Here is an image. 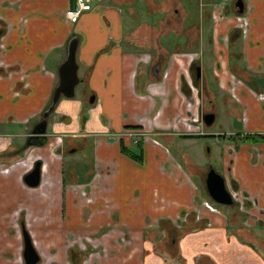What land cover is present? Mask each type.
<instances>
[{
    "label": "crops",
    "instance_id": "1",
    "mask_svg": "<svg viewBox=\"0 0 264 264\" xmlns=\"http://www.w3.org/2000/svg\"><path fill=\"white\" fill-rule=\"evenodd\" d=\"M186 1L89 0L90 9L69 23V0H0V73L8 72L0 77V264H23L20 214L38 264H69L66 252L85 247L92 251L79 264H264V143L222 155L235 211L228 221L191 181L193 159L204 158L202 138L227 139L203 132L219 116L217 95L223 123L241 126L220 145L224 151L239 135L264 137V0H241V14L234 6L224 13L216 0H199L186 14ZM138 2L160 18L134 24ZM175 2L180 27L173 29ZM169 35L182 37V46L160 41ZM71 38L79 90L57 101L44 144L25 146ZM194 62L198 79L189 71ZM202 99L215 114H206L209 125ZM136 130L141 163L120 153L132 150L127 134ZM86 148L90 162L78 172ZM37 161L39 184L30 188L22 179ZM9 187L22 198L11 209L2 197Z\"/></svg>",
    "mask_w": 264,
    "mask_h": 264
},
{
    "label": "rangeland",
    "instance_id": "2",
    "mask_svg": "<svg viewBox=\"0 0 264 264\" xmlns=\"http://www.w3.org/2000/svg\"><path fill=\"white\" fill-rule=\"evenodd\" d=\"M198 1L199 0H188V1H186V3L184 5L182 4V6L185 8L186 14H187V12L191 13V11H194V13H195V10L197 9L198 4H199ZM216 2L217 3H223V5L225 4L224 7H223V12L226 13V12H228V6L230 8L233 7L234 0H231V1H228V0H216ZM223 5H221V6H223ZM135 6H137V12H135V15H133V16H136V18L135 19L133 18V21H132V22H134V24H140V23H144L145 24L147 22L148 23H154L161 16L160 14H152V15L146 14L144 12V9H143L142 5L139 4V2ZM176 8L180 9V5H177V2L174 3V6L172 4H170V11H169V15L168 16L170 17L169 18L170 19V27L173 26L172 27L173 29H176L177 27H180V24H179L180 20H179L178 13L174 15V13H176V10H177ZM196 16H198V15H196ZM43 18H46V17L44 16ZM141 18H144V19H141ZM164 40L175 41L178 46H182V41H183L182 37H173L172 35H169L167 37V39H165V37L160 39V41H164ZM63 53H64V51H61L62 55H63ZM0 77H1V75H0ZM203 86H205V85H203ZM78 90H79V87L76 86L74 88V92H77ZM212 90L217 92L215 86H212ZM218 94H219V92H218ZM201 95H204V89L202 87H201ZM222 96L225 97V94H223ZM206 100L207 99H202L201 116L206 115V114H213L214 117H215V114L213 112L209 111L210 108L205 110L203 104L205 103ZM221 102H222L221 96L217 95V100H215V106H216V108H217V110L219 112V116L217 117L215 122L211 125V127L207 128V129H204L203 132L207 133V134L208 133L224 134L223 136H226L227 139H225L224 141H222L221 139L216 141V138H211V140H208L206 138H202L201 143L199 145L201 147V154H203L204 158L200 157L199 160H198L195 157V159H193L194 169H196L197 172L198 171H201V172L199 174V177L197 175V172L194 175H191L192 176L191 181L194 182V186L196 187V191L198 192L200 198L203 197L202 200L205 201L207 204L212 203L209 200V197L207 195H205V193H204L205 192V189H204V177H205V173L207 172L208 168H212L218 175L222 176L223 173H222V165L221 164L226 159L225 157H228L227 154H229L230 152H233V151L235 152V150L237 149L238 144H239V146L244 144V143H241V142L239 143V141H238V142L230 145L231 146L230 150H225V151L220 147V145H222V143L224 145H227L228 136H230L229 134H231V133L232 134H240L241 133L240 132V130H241L240 124L232 122V121L230 122V124H228V122H226V124L223 123V121H222L223 115L220 116V114H221ZM205 106H206V104H205ZM229 110H230V108H229ZM228 121H229V118H228ZM186 136L187 135L180 136V137L183 139V137H186ZM136 138H139V137L137 136ZM188 138H193V137H188ZM157 142L159 143L160 146L164 147V149H166L167 151L171 150L170 147L168 146L167 141L163 140V138L157 139ZM182 144H185V142H182ZM129 148L132 149V147H129ZM182 148H185V147H182ZM186 148H190V147L187 145ZM208 151H210V154L208 153ZM184 152L186 153L185 155L191 156L190 151H188L187 149ZM205 152H207V153H205ZM87 153H88V151H87V148H86L85 155L82 158V159H84L83 160L84 162L79 164V168L77 169L78 172H80L83 169H86V163L90 162V159H89L90 156H88ZM244 153H245V151L242 149L240 158H242L244 156ZM224 154H225V157H222V155H224ZM81 156H82V154H80V157ZM182 156H184V155L180 154L177 157L178 160L183 161L180 158ZM226 161H227V159H226ZM78 175H80V173H78ZM227 183H228V181H227ZM3 192H4V194H3L2 197L6 196V197H4V199L6 198L5 205H6L7 209L14 208L16 206V203L22 199L21 195L19 193H17L16 191H14L11 187H9V189H7V190L5 189ZM11 192L13 193L12 196H10ZM200 203L202 205V201ZM212 206L214 208L219 209L222 212V214L224 216V219L226 221H228V217L232 213H235L234 209L233 208L229 209L228 206L227 207L220 206V205L219 206L212 205ZM187 219L188 218H186V220ZM17 224H18V221H17ZM183 227L184 226H181L180 229H178V230H182ZM174 229H176V228H174ZM259 234L262 237H264V229H261ZM249 237H250V235H249Z\"/></svg>",
    "mask_w": 264,
    "mask_h": 264
},
{
    "label": "water",
    "instance_id": "3",
    "mask_svg": "<svg viewBox=\"0 0 264 264\" xmlns=\"http://www.w3.org/2000/svg\"><path fill=\"white\" fill-rule=\"evenodd\" d=\"M234 8L237 14L242 13V2L237 0L234 3ZM75 49L76 40L70 39L66 47V57L64 61L59 65L57 69L58 82L54 87L50 104L46 110L41 114V120L36 123L30 130V135L27 137L25 146H41L45 141V128H46V117L53 110L60 96L70 99L73 97V91L75 86L78 84L76 76V64H75ZM198 72V69H197ZM91 100V98L89 99ZM212 115L202 116V120L206 125L212 122ZM39 181V163H35L33 168L23 177V183L30 188L36 187ZM205 189L208 197L216 204L222 206H228L231 204L230 196L225 189L223 179L215 173L213 169H209L205 177ZM23 250L22 258L24 264H36L37 256L32 249L27 234L22 231Z\"/></svg>",
    "mask_w": 264,
    "mask_h": 264
},
{
    "label": "flooded vegetation",
    "instance_id": "4",
    "mask_svg": "<svg viewBox=\"0 0 264 264\" xmlns=\"http://www.w3.org/2000/svg\"><path fill=\"white\" fill-rule=\"evenodd\" d=\"M75 1V0H74ZM74 1H73V7H69V9H67V10H70V9H74V6H75V3H74ZM89 1V0H88ZM89 6V5H88ZM89 9H90V6H89ZM88 9V10H89ZM67 10L65 11V16H66V13H67ZM87 10V11H88ZM84 12H86V11H84ZM81 13H83V12H81ZM80 13V14H81ZM79 14V15H80ZM67 19V18H66ZM68 21V20H67ZM70 23V22H69ZM71 39H73V38H71ZM70 40V39H69ZM196 63L197 62H194V64H192L191 66H190V69H189V71H190V74L193 76V78H197L198 79V77H199V68L197 67V65H196ZM197 68H198V72H197ZM8 71H10V70H8ZM153 71H155V69L153 68ZM6 73H8L7 72V70L5 71ZM6 73H4V74H2V73H0L1 74V76H3V75H5ZM57 82H58V75H57ZM20 84V86H21V88H23L22 86H23V84H21V83H19ZM78 85V84H77ZM76 85V86H77ZM245 85V87H247L250 91H253L254 90V88H260L261 87V85H253V84H249V83H246V84H244ZM56 86V85H55ZM75 86V87H76ZM54 89V88H53ZM260 90H261V88H260ZM53 91V90H52ZM74 92V91H73ZM52 94V93H51ZM60 97H62V96H60ZM59 97V98H60ZM51 98V97H50ZM59 100V99H58ZM49 104H50V101H49ZM48 104V105H49ZM48 107V106H47ZM46 107V108H47ZM46 108L42 111V113L46 110ZM41 113V114H42ZM52 113V111L49 113V114H51ZM49 114L47 115V117L49 116ZM47 117H46V119H47ZM41 120V115H40V119L36 122V123H38L39 121ZM46 121V120H45ZM35 123V124H36ZM34 124V125H35ZM33 125V126H34ZM32 126V127H33ZM31 127V128H32ZM46 129V128H45ZM137 131V132H136ZM136 131H133V132H130V134H127V136L129 137V139H130V141H131V143H132V150L133 149H135V146H136V144H138L139 142H142V136H143V133L142 132H138V130H136ZM30 135V134H29ZM247 135H259V134H242V135H239V138L238 139H242L244 136H247ZM139 137V138H136V137ZM260 136V135H259ZM261 137V136H260ZM45 140H46V137H45ZM45 142V141H44ZM240 142V141H239ZM44 144V143H43ZM42 144V145H43ZM258 144H262V143H258ZM250 145H257V144H250ZM38 147V146H37ZM35 163H39V178H40V168H41V163L40 162H35ZM34 163V164H35ZM33 164V165H34ZM33 168V166L31 167V169ZM30 169V170H31ZM209 169H212V168H208V170ZM208 170H207V172H208ZM206 172V173H207ZM206 173H205V177H206ZM216 173V172H215ZM27 174V173H26ZM25 174V175H26ZM220 176V175H219ZM205 177H204V189H205ZM222 179H223V177L222 176H220ZM22 181H23V179H22ZM223 181H224V179H223ZM38 184H39V181H38ZM38 184H37V186H38ZM25 185V184H24ZM36 186V187H37ZM224 186H225V184H224ZM230 187H231V189H232V186L230 185ZM33 188H35V187H33ZM225 189H226V191L228 192V190H227V188L225 187ZM205 195H207V192H206V189H205ZM228 195H229V192H228ZM208 196V195H207ZM230 196V195H229ZM230 199H231V204H232V198H231V196H230ZM209 200L213 203H210V204H208L209 206L208 207H213L212 205H217V206H219L218 204H216V203H214L210 198H209ZM230 204V205H231ZM230 205H228V206H230ZM220 206H222V205H220ZM225 207H227V206H225ZM214 208V207H213ZM24 216V215H23ZM18 224H19V226L20 227H22V225L20 224V221H19V219H18ZM23 224H24V221H23ZM185 224V223H184ZM184 224H182L181 226H183ZM180 226V227H181ZM23 228L24 227H22V229H21V232L22 231H24L23 230ZM25 232V231H24ZM26 233V232H25ZM27 234V233H26ZM22 236V235H21ZM27 236H28V234H27ZM29 238V237H28ZM29 241H30V239H29ZM30 244H31V241H30ZM31 246H32V244H31ZM32 249L34 250V248L32 247ZM72 249H75V248H72ZM22 250H23V240H22ZM77 251L79 250V249H76ZM92 251V249L89 247H85L82 251H80V253H83L84 255L82 256V258L85 256H87L91 251ZM34 252H35V250H34ZM35 254H36V256H37V258H38V260H37V263L36 264H38L39 263V257H38V255H37V253L35 252ZM21 255H22V252H21ZM67 259V258H66ZM22 261H23V258H22ZM68 262V261H67ZM69 263V262H68ZM23 264H24V262H23ZM70 264V263H69Z\"/></svg>",
    "mask_w": 264,
    "mask_h": 264
},
{
    "label": "trees",
    "instance_id": "5",
    "mask_svg": "<svg viewBox=\"0 0 264 264\" xmlns=\"http://www.w3.org/2000/svg\"><path fill=\"white\" fill-rule=\"evenodd\" d=\"M69 1L70 3L73 2V0H69ZM182 92H184V94H187V89L183 86H182ZM188 137L189 136H186L184 138H188ZM239 141L245 144H258V143H264V137L262 136L260 137L259 135H247L244 136L242 139H239ZM120 153L123 156L128 157L131 160L135 161L136 163H141V159H142L141 142L136 144L135 149L133 150L120 147ZM232 189L236 190V186L232 185ZM243 206L247 207V204L243 203ZM19 221L23 227V214H20ZM83 255H84L83 253H80V251H77L76 249H70L66 252V258L70 264H79L82 260Z\"/></svg>",
    "mask_w": 264,
    "mask_h": 264
},
{
    "label": "built area",
    "instance_id": "6",
    "mask_svg": "<svg viewBox=\"0 0 264 264\" xmlns=\"http://www.w3.org/2000/svg\"><path fill=\"white\" fill-rule=\"evenodd\" d=\"M74 3V9L67 10L66 13V18L70 23H75L78 15L89 9L88 0H75Z\"/></svg>",
    "mask_w": 264,
    "mask_h": 264
}]
</instances>
